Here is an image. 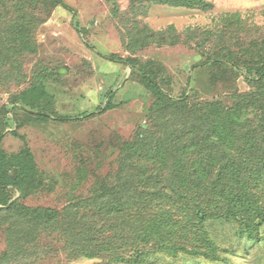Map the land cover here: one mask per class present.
I'll use <instances>...</instances> for the list:
<instances>
[{"label": "trees", "instance_id": "16d2710c", "mask_svg": "<svg viewBox=\"0 0 264 264\" xmlns=\"http://www.w3.org/2000/svg\"><path fill=\"white\" fill-rule=\"evenodd\" d=\"M43 1L53 7L62 3ZM148 2L200 9L212 6L205 0ZM220 18L232 26L243 23L238 13ZM29 27L21 16L3 25L7 52L26 50ZM205 34L199 45L218 39L228 47L218 46L213 55L194 66L197 73L189 98L185 94L174 99L166 94L162 85L170 83L161 76L165 74L163 65H139L130 60L134 68L139 67V82L155 98L153 123L137 129L132 141L117 138L111 144L118 155L117 169L98 180L91 198L74 199L63 210L22 202L46 186L47 175L40 170L26 137L17 130L55 113L51 93L45 81H38L12 96V108L0 121V225L9 245L0 264L36 262L35 258L45 254L40 237L49 232L58 233L77 257L105 256L122 264H146L158 256L223 260L211 222L234 224L242 236L262 241L264 36L235 51L228 45V33ZM171 35L178 43L173 27ZM195 39L194 32L189 45ZM142 43L147 45L146 40ZM203 74H209L212 85L231 91L232 106L198 100ZM243 75L253 92L237 93L235 82ZM113 106L110 100L105 110ZM14 124L17 130L12 134L25 144L19 152L9 153L3 140ZM18 192L20 198L16 199Z\"/></svg>", "mask_w": 264, "mask_h": 264}, {"label": "rangeland", "instance_id": "374dc122", "mask_svg": "<svg viewBox=\"0 0 264 264\" xmlns=\"http://www.w3.org/2000/svg\"><path fill=\"white\" fill-rule=\"evenodd\" d=\"M60 1L53 7L43 0H0V121L12 108L13 95L38 81L46 82L55 113L18 130L14 124L6 130L3 148L14 153L24 146L13 131L26 137L47 184L22 202L63 210L74 199L91 198L98 180L117 169L118 155L111 147L117 138L132 141L137 129L153 123L155 98L139 82V67L134 68L130 60L163 65L161 76L170 83L162 85L166 94L189 98L197 73L194 66L207 60L218 46L228 47L218 39L199 45L205 33H228V45L235 51L259 40L264 36V0H205L212 4L206 9L148 0ZM225 13H238L243 23L228 25L220 18ZM20 16L30 26L28 46L22 52H7L3 25ZM172 27L178 43L171 40ZM194 32L196 39L189 45ZM200 82L198 100L232 106L231 91L225 86L212 85L209 74H203ZM235 89L238 94L254 91L244 75L236 80ZM110 100L114 106L105 110ZM15 198H20V192ZM210 227L222 247L223 260L158 256L146 264H264V226L260 243L242 236L234 224L211 222ZM40 238L45 254L34 263L20 260L14 264H122L105 256L77 257L58 233H43ZM8 251L0 225V258Z\"/></svg>", "mask_w": 264, "mask_h": 264}]
</instances>
